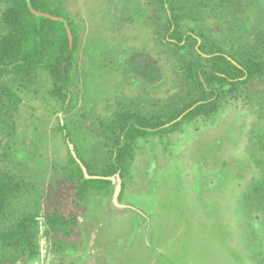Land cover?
Masks as SVG:
<instances>
[{
    "label": "rangeland",
    "instance_id": "1",
    "mask_svg": "<svg viewBox=\"0 0 264 264\" xmlns=\"http://www.w3.org/2000/svg\"><path fill=\"white\" fill-rule=\"evenodd\" d=\"M45 2L51 10L60 5L78 27L74 76L78 92L71 118L79 122L90 141L87 161L97 172L108 161L109 149L100 143L105 140L102 135L94 138L89 130L97 127L98 120L103 124L112 121L114 108L112 103L88 101L92 91L82 85L81 77L87 53L90 60L99 56L100 63H106L110 48L117 47H121L118 52L145 50L154 56L164 70L163 84L157 88L161 90V121L173 116L170 111L163 118L165 109L185 104L176 100L183 92V68L163 38L165 22L163 17L158 19L157 4L148 0ZM181 5L189 7L186 0ZM7 6L0 2V24ZM140 8L148 11V20L139 16L141 12L134 13ZM263 17L264 0H241L240 55L243 50L264 55V21H259ZM209 24L210 28L216 25ZM179 27L186 29L182 22ZM30 71V76L19 68L0 76V84L24 85L15 115L16 136L0 133V169L27 185L26 194L1 216L0 234L32 212L39 214L38 233L33 235L39 255L28 264H76L77 258L81 264H264V167L260 166L264 165V73L241 86L244 92L239 98L234 102L228 98L209 117L190 118L173 133L161 130L156 136L133 140L116 201L117 177L112 179V195L81 201L78 226L70 240H65L60 233L46 231L43 219L66 207L72 189L64 168L69 146L56 130L57 119L61 121L64 114L57 113L58 105L43 95L49 88L44 72L38 67ZM150 105L153 113V98ZM143 109L150 110L149 106ZM123 189L125 206L118 201ZM9 252L0 248L2 264H12L15 255L26 256Z\"/></svg>",
    "mask_w": 264,
    "mask_h": 264
},
{
    "label": "trees",
    "instance_id": "2",
    "mask_svg": "<svg viewBox=\"0 0 264 264\" xmlns=\"http://www.w3.org/2000/svg\"><path fill=\"white\" fill-rule=\"evenodd\" d=\"M0 2L8 5L0 24V76L2 73L9 75L10 72L18 68L30 76V69L38 67L46 75V81L49 84L46 98L58 105V113L65 106L64 123L61 125L58 122L57 129L62 133L65 143L73 146L77 158L86 167L88 174L109 178L118 173L123 178L126 171V167L123 165L125 153L129 150L124 148L126 140L132 139L136 135L144 136L146 133L125 131V129H134L135 125L124 117L119 122L117 133L109 130L116 146L110 150L109 159L102 166L100 172L92 171L89 162L83 158V155H86L80 143L84 142L87 136L79 127V122H75L71 118L72 111L76 106L72 84L77 61V25L68 20L60 10V5L51 10L49 3L45 0H29V4L26 0H0ZM30 8L53 17L63 18L71 32L72 46L69 44L67 29L62 21L36 16L31 13ZM259 21H264V17ZM258 31L260 32V27ZM165 39L167 40V38ZM200 39L201 44L199 45L192 37H179L177 43L167 40L170 42L168 44H170V51H172L174 59L179 67L183 68L184 87L182 95L176 99L177 104L185 103L182 108H177L170 114L173 115L171 118L160 123V126H165L182 116L180 120L170 125L169 130H173L190 118L209 117L216 113L223 105L224 100L220 99L224 92H229L233 96L237 84L240 83L243 86L254 76L264 73V55L261 53L250 54L243 50L237 59L232 54L224 56L220 53L205 51L204 48L207 47V44L203 38ZM189 42H193L192 47L198 45L197 50L193 49V54L189 53ZM215 43L220 45L216 41ZM202 54H207L209 57H204ZM232 61L239 64V67ZM238 77L241 78L240 81H234ZM21 87H24L21 83L0 84V128L2 129L0 133L6 131L12 137L16 136L15 115L19 112L22 103L23 89ZM63 88L65 89L64 94L61 92ZM192 107L194 108L191 109ZM167 110L165 109L162 114L165 119ZM19 135L17 141L18 138L20 139ZM104 135L108 136L106 132ZM17 141L13 146L18 151ZM14 155L16 156L15 149ZM4 156L6 157V155ZM1 157L0 155V159ZM24 157L30 162L33 160L28 155H24ZM36 162L43 165V161L39 158H36ZM64 168L68 175V181L72 184L66 207H62L58 213L52 212L43 219L47 227L46 231L60 233L65 240H70L78 226L81 201L90 196L109 197L113 194L115 185L109 179H86L70 150H68V160ZM26 192L27 185L22 179L14 180L13 175H8L0 169V218L10 207L15 205V202L20 201ZM37 207V203H34L35 210ZM38 218H40L39 214L32 212L29 217L16 221L9 230L0 234V238L3 239V245L0 248H8L10 254L16 252L26 255L23 259L20 255H15L16 259L14 258L12 264H28L30 260L38 257L39 250L33 242V235L38 233L39 229ZM2 263L3 261L0 260V264Z\"/></svg>",
    "mask_w": 264,
    "mask_h": 264
},
{
    "label": "flooded vegetation",
    "instance_id": "3",
    "mask_svg": "<svg viewBox=\"0 0 264 264\" xmlns=\"http://www.w3.org/2000/svg\"><path fill=\"white\" fill-rule=\"evenodd\" d=\"M148 1H150V4L158 5V10L161 13V16L158 17V19L161 20L162 17L164 19V39L167 38V40H169L171 43H177V38L179 37H192L194 40L197 41L199 45L201 44L200 38H203L205 43L207 44V47L204 48L205 51L220 53L224 56L225 54H232L235 58L239 59L240 50L237 51L239 47L237 40V29L241 27V0H186L189 3V7L187 8L184 5H181L184 0ZM140 9L135 11L134 13L141 12L142 14H140L139 16L147 17L148 20L149 13L148 16L146 15L148 11L144 8L141 9L142 11H140ZM184 11H187L186 17ZM180 22L185 24V31L180 30ZM210 22H213L216 25L210 28ZM171 36L173 38L169 39V37ZM167 40L165 39L166 43H170L167 42ZM215 41L218 42L220 45L216 44ZM192 43L193 42H189L188 46L189 53L191 54H193L194 48L196 50L198 49V45L192 47ZM119 48L121 47H117V49L115 50H111L110 48L111 53H108V61L106 63L98 62L97 58H99V56L96 58L97 60H90V56L87 53L88 61L84 66L83 74L81 76L82 85L87 88H90L92 91L91 96H88V94L83 90L85 87L81 89L85 96V99H87L86 94L88 97H90L88 99L89 103L93 101L98 102L99 104L112 103V106L114 108V118L112 121L103 124V121H99L98 117L95 116L96 120H98V125L97 127L92 126L93 128L89 130L90 134L94 138H98V136L101 135L103 136V138H105V140L101 141L100 143L104 144V146L109 149V153L110 150L114 149L116 146V144H114L111 138V131L109 132V130L118 132L120 126L119 122L124 117L129 119V121L135 125L134 129H125V131H133V133L142 132L144 134L146 133L145 135H149L150 137L156 136L157 134H159V132H161V130L171 131V133L175 132L176 127L173 130H169V127L171 124H174L178 119L180 120L182 117H179L176 121H173L170 124L160 126V123L162 122L160 115L161 108L159 103V96L161 90L158 91L157 88L162 86L164 81L163 66L155 59L154 56H152L149 52L145 50L135 51L134 53L126 52L124 50L118 52ZM121 55L123 56V58L120 57ZM202 56L209 57L207 54H202ZM232 63L239 67V64H237L236 62L232 61ZM75 67H77V64ZM75 73L76 68L74 69L73 77L75 76ZM91 79L95 80V82L91 84L92 87H89V82H91ZM240 79L241 78L238 77L235 78L234 81L239 82ZM73 80L74 82L72 86L75 95V92H78L77 87H75V84L77 83L76 77H74ZM46 82L48 83V81ZM241 86L242 85L240 83L236 85L233 96H231L229 92H224L220 100L225 101L229 98L232 100V102H234L236 98H239L242 93ZM46 92L42 94L46 96ZM61 92L64 94L65 89L63 88ZM98 94L103 96L98 98ZM137 97H142L143 99H139ZM151 98L154 99L153 113H151ZM140 103L142 104L140 105ZM145 106H149L150 110H144L143 108ZM64 110L65 106L61 111L63 114ZM174 110L175 108L171 110V112L168 111L167 114L169 112L170 114H172ZM58 122L63 125V118L61 119V121L57 119V123ZM151 122H153V124H151ZM103 125V129H101V126ZM151 126H153L154 128H151ZM58 132L60 133L59 130ZM105 132L108 134V136L104 135ZM63 133L65 134V131H63ZM60 135L62 136V133ZM144 136L136 135L132 139H127L125 142L126 146L124 148L128 150L131 146L130 143L133 140L140 139ZM89 143L90 141L88 140V137L85 138L84 142L80 143V146H83L82 150L85 151V155L88 150ZM68 146L70 150V146L72 145L69 144ZM83 158L87 160V155H83ZM74 159L79 164L84 177L85 174L82 168L86 170L88 176L97 177L90 179H109L112 181V179H115V177L119 175L117 173L114 177L108 178L99 175L88 174V171L86 167L82 164L81 160H79L77 156ZM105 163L106 162H104V164ZM260 166L264 167L263 164H260ZM98 172H100V170ZM120 180L121 187L123 188L121 177ZM262 188H264V185L261 187V189ZM123 192L124 189L122 190V193L118 198L119 203H122L121 199ZM126 203L127 207L132 208L129 202L126 201ZM122 205L125 206L123 203ZM80 257H82V255Z\"/></svg>",
    "mask_w": 264,
    "mask_h": 264
},
{
    "label": "water",
    "instance_id": "4",
    "mask_svg": "<svg viewBox=\"0 0 264 264\" xmlns=\"http://www.w3.org/2000/svg\"><path fill=\"white\" fill-rule=\"evenodd\" d=\"M26 1H27V3L29 4V0H26ZM30 11H31L32 14H34V15H36V16H39V17H46V18H48V19H50V20H53V21H62V22L64 23L66 29H67V33H68V37H69V44H70V46H72V36H71V32H70V30H69V27H68L67 23H66L62 18H59V17H53V16H50V15L45 14V13L37 12V11L31 9V8H30ZM193 108H194V107H193ZM193 108H191V109H193ZM191 109H190V110H191ZM178 120H179V119H178ZM178 120H177V121H178ZM70 151H71L72 156H73L74 158H76V155H75V153H74V150H73V147H72V146H70ZM82 169H83V172H84L85 177H86L87 179H90V178H97V177H90V176H88L87 173H86V170H85L84 168H82ZM117 181H118V184H117V187H116L115 201H116V198H117V196H118V194H119V191H120V189H121V180H120L119 175H117ZM114 205H115V204H114ZM116 208H118V207H116Z\"/></svg>",
    "mask_w": 264,
    "mask_h": 264
},
{
    "label": "crops",
    "instance_id": "5",
    "mask_svg": "<svg viewBox=\"0 0 264 264\" xmlns=\"http://www.w3.org/2000/svg\"><path fill=\"white\" fill-rule=\"evenodd\" d=\"M81 261H82L81 259L77 258V259H76V264H81V263H80Z\"/></svg>",
    "mask_w": 264,
    "mask_h": 264
}]
</instances>
